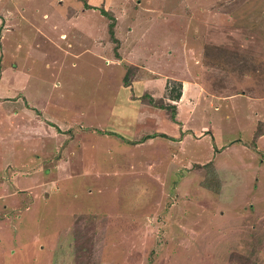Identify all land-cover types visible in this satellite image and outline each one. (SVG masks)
<instances>
[{
    "label": "rangeland",
    "instance_id": "rangeland-1",
    "mask_svg": "<svg viewBox=\"0 0 264 264\" xmlns=\"http://www.w3.org/2000/svg\"><path fill=\"white\" fill-rule=\"evenodd\" d=\"M75 262L264 264V0H0V264Z\"/></svg>",
    "mask_w": 264,
    "mask_h": 264
},
{
    "label": "trees",
    "instance_id": "trees-1",
    "mask_svg": "<svg viewBox=\"0 0 264 264\" xmlns=\"http://www.w3.org/2000/svg\"><path fill=\"white\" fill-rule=\"evenodd\" d=\"M100 11L104 16H106L107 18H109L111 20L108 23V32H109V35L115 39L114 33H113L114 27H115L114 17L110 13H108L105 9H100ZM172 91H174V90L172 89ZM180 95H181V91H177L175 94H171V97H172V99L177 100L180 97ZM148 98L150 100V103L154 104L153 98L151 96ZM155 105L160 107V108H164V109L168 110L169 117L172 121L177 120L176 119V105L175 104H170L168 106H164L163 104H155ZM103 134H108V135H113V136L117 135L116 132H113L110 130L109 131H103ZM158 135L165 136V137L167 136L165 133H162V132H156L154 134H146V135L144 134L143 137L141 138V141H143L147 138H153V137L158 136ZM117 136L119 138L125 140L124 137L119 136V135H117ZM132 142L135 143L137 141L132 140ZM204 168H205L204 169L205 170V172H204L205 176L202 179V181H200V185L205 187L208 190H212V191L218 193V191L220 190L222 185H221V181H220L221 179H219V176L217 175V171L214 168V165L211 162H207V163H205ZM87 255H89V254H87ZM75 264H79V263L75 262Z\"/></svg>",
    "mask_w": 264,
    "mask_h": 264
},
{
    "label": "crops",
    "instance_id": "crops-1",
    "mask_svg": "<svg viewBox=\"0 0 264 264\" xmlns=\"http://www.w3.org/2000/svg\"><path fill=\"white\" fill-rule=\"evenodd\" d=\"M187 88H188V87H187V85H186V86L184 87V90H186ZM193 88H194V87H193ZM193 90H196V89H193ZM205 104H206V106H209V105H208L209 103H207L206 101H205ZM209 108H210V106H209ZM52 114H53V113H52ZM108 130H110V129H108ZM127 131H128V130H127ZM142 133H143V132H142ZM143 134H145V133H143ZM106 135H108V134H106ZM141 136H142V135H141ZM141 136H140V137H141ZM140 137H139V138H140ZM139 138H137V139H139ZM131 140H136V139H131Z\"/></svg>",
    "mask_w": 264,
    "mask_h": 264
}]
</instances>
